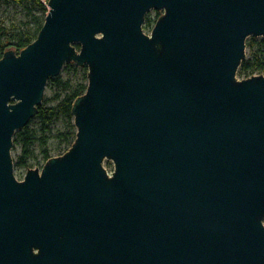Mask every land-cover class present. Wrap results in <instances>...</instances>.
<instances>
[{"label":"water","instance_id":"1","mask_svg":"<svg viewBox=\"0 0 264 264\" xmlns=\"http://www.w3.org/2000/svg\"><path fill=\"white\" fill-rule=\"evenodd\" d=\"M48 8L0 59V264H264V76L237 79L264 0ZM72 63L76 140L19 181L14 137Z\"/></svg>","mask_w":264,"mask_h":264},{"label":"rangeland","instance_id":"2","mask_svg":"<svg viewBox=\"0 0 264 264\" xmlns=\"http://www.w3.org/2000/svg\"><path fill=\"white\" fill-rule=\"evenodd\" d=\"M44 3L45 0H43ZM32 10V5L24 1V4H15V3H7L4 1H0V44L5 40L4 34L6 32H12L14 28H22V29H33L34 22L33 17L37 16L42 18V10L40 8ZM163 12L158 11H151L147 17L152 20H158L157 18L160 14V17ZM146 17V18H147ZM156 23V22H155ZM154 23V24H155ZM145 27L148 35L151 34L152 29ZM34 31V30H33ZM264 38H254L250 37L247 42H260ZM251 56L250 51L247 49L246 51V60H249ZM86 67H79L76 64H66L60 73V75L56 78L62 79L64 82H70L73 88L81 84H85L87 81V77L85 75ZM264 76V74H263ZM55 78V79H56ZM238 80H245L248 79L240 74H237ZM70 94L69 90H65L63 88H59L54 84L48 83L47 89L45 92V97L41 105L47 108L56 107L59 102L64 99L66 96ZM30 130L35 131L38 141L31 147L32 157L27 160V166H21L19 163L21 162L22 158L24 157L23 147L18 142L15 141L17 137L14 138V147L12 150V157L14 161V173L16 178L19 181H22L30 169H42L45 165V160L43 157V152L48 150L49 155L51 158L60 157L64 155L69 149L70 145L66 141H63L58 136L61 134H66L68 129V123L64 119H57L54 120L53 123L50 125V131L47 133H43L42 125L39 119H33L30 122ZM18 133V132H17ZM16 136V135H15ZM48 138L47 146L42 145V138ZM105 168L111 173L114 170V165L112 162L106 161L104 164Z\"/></svg>","mask_w":264,"mask_h":264},{"label":"trees","instance_id":"3","mask_svg":"<svg viewBox=\"0 0 264 264\" xmlns=\"http://www.w3.org/2000/svg\"><path fill=\"white\" fill-rule=\"evenodd\" d=\"M7 3H15V4H24V1L30 3L32 5V10L40 8L42 10V18L37 16L33 17L34 28L33 29H22V28H14L12 32H6L4 34L5 40L0 44V59L3 57L4 53L8 50H14L19 53L22 49L29 46L33 43L46 19V16L49 12L48 3L49 0H0ZM160 17V14L157 18ZM156 20H152L150 18H146L145 27L151 29ZM34 30V31H33ZM79 48V46H77ZM247 49L250 51L251 56L249 60H244L238 74L244 76L246 78L253 77L255 75H263L264 74V39L260 42H247ZM86 83L73 88L70 82H64L60 78L50 79L49 83L56 85L59 88H63L65 90H69L70 94L62 99L56 107L47 108L43 105L38 107V112L35 119H39L42 125L43 133H47L50 131V125L54 120L64 119L68 123L69 131L66 134H61L58 137L63 141L69 143L70 148L76 140V127L74 125V118L72 115V108L75 100L84 95L88 88V68L86 67ZM31 124V123H30ZM30 124L24 128L23 130L16 133L17 139L22 147L24 152V157L22 158L19 165L27 166V160L32 157L31 147L38 141L37 135L35 131L30 130ZM14 137V138H15ZM42 145L47 146L48 138H42ZM43 157L45 162L51 159L48 150L43 152Z\"/></svg>","mask_w":264,"mask_h":264},{"label":"built area","instance_id":"4","mask_svg":"<svg viewBox=\"0 0 264 264\" xmlns=\"http://www.w3.org/2000/svg\"><path fill=\"white\" fill-rule=\"evenodd\" d=\"M155 25V24H154ZM113 173V171L111 173H109L110 175Z\"/></svg>","mask_w":264,"mask_h":264}]
</instances>
